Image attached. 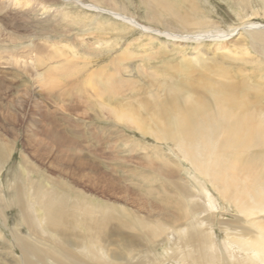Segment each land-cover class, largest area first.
<instances>
[{"label":"bare ground","instance_id":"1","mask_svg":"<svg viewBox=\"0 0 264 264\" xmlns=\"http://www.w3.org/2000/svg\"><path fill=\"white\" fill-rule=\"evenodd\" d=\"M50 1L55 0H0V60L24 65L47 98L70 81L77 90L70 100L85 102L95 121L119 122L150 137L155 143L143 147L165 157L167 169L155 172L166 181L162 188L149 181L145 194L139 193L100 172L82 152L78 165L99 171L96 177L106 181L107 193L119 194L122 202L62 183L37 184L31 191L12 188L14 197H7L0 183L5 224L6 210L19 213L3 264H264V0L263 12L251 14L261 21L239 18L238 25L226 28L224 18H213L207 0H143L147 24L116 0H77L86 9L110 12L148 40L120 42L101 54L93 43L81 47L86 55L65 47L47 64L34 53L58 49L49 36ZM222 1L252 9L247 0ZM185 4L189 12L181 13ZM241 8L233 14L239 16ZM233 36L237 39L230 41ZM159 37L195 43L194 56L185 47L169 48ZM6 45L11 49L1 50ZM58 105L54 108L61 111ZM76 128L64 131L50 123L42 132L51 140H67L66 152H79L83 142L65 135ZM7 157L9 146L0 145V171Z\"/></svg>","mask_w":264,"mask_h":264},{"label":"rangeland","instance_id":"2","mask_svg":"<svg viewBox=\"0 0 264 264\" xmlns=\"http://www.w3.org/2000/svg\"><path fill=\"white\" fill-rule=\"evenodd\" d=\"M76 1L55 0L48 3L49 36L50 40L58 46V49L50 47L51 49H45L42 52L36 49L34 58L37 61L41 60L39 62L46 61L47 64H52L56 61L57 57L55 56L65 50V47L70 46L72 48L75 46L76 48L73 49L79 50V54L86 55L85 52L81 51V47L86 43H93L98 51L97 54H101L105 49L116 46L120 42L128 44V42L134 41L135 45H138L148 40L140 30L114 18L110 12L102 9L92 11L82 7ZM83 1L87 4L92 2L91 0ZM142 1L116 0L117 3L127 9L129 14L132 13L140 23L147 24L144 18L145 11L141 6ZM247 1L252 5L251 10L248 5L239 4L237 6L233 2L226 3L222 0H207V3L213 7L212 10L216 14L213 18L216 20L224 18L225 22L222 25L226 28L229 24L238 25L240 21L237 19L239 18L261 21L262 18L251 17L254 9L259 10L260 14L263 12L261 1ZM36 5L40 7L39 3ZM240 6H242V10L239 17L234 15L233 11L239 9ZM202 7L205 10L207 8L204 1H202ZM179 11L188 13L189 5L185 4ZM245 11L248 18L244 14ZM30 19L36 21L37 17ZM0 29V35H3L4 26ZM8 31L11 32L10 29ZM159 38L169 42L166 37ZM232 38L230 41L237 39L234 36ZM161 39L159 40L160 44L162 43ZM208 46L206 45L204 48ZM229 46L234 48V45ZM171 47L176 50L185 47L188 56L192 57L197 45L195 43L169 42V48ZM8 49H11L8 45L1 48V50ZM133 51L140 52L141 50H130V52ZM2 55L6 56L7 54L3 53ZM24 71V65L20 67L15 63L5 61L4 58L0 60V145L9 146L8 164L0 171V183H2L3 191L6 192L7 197L10 195L14 197L12 188H20L23 191L29 188L28 191H31L33 186L37 184L50 188L52 184L62 183L69 184L77 190H83L97 199L122 202L119 194L111 192L112 196L110 192L107 193V184H104L106 181L98 177L100 176L98 175L99 171L96 174V171H90L92 170L91 167L78 165V154H82V152V155L85 154L83 157L86 160H93L97 164L100 172L105 174L110 172L115 178H119L122 185L134 188L139 193L145 194L142 190L147 188L149 181L158 183L159 188H162L163 185L161 186V184L166 180L161 173H156L155 169L156 167H160L161 170L167 169L163 162L165 157L159 151H152L143 147V145L151 147L155 143L150 137L146 138L147 135L142 136L136 129L119 122L114 124L95 121L94 113L88 110L85 102H82L85 103L84 105L82 103L78 105L77 101L70 100L71 95L77 92L70 81L61 83L60 88L54 92V96L47 98L43 93L38 92L39 88L33 84V77L28 76ZM35 101L37 102L35 103ZM39 103L43 106L40 110L36 107V104ZM67 103L70 105L63 107ZM74 103L77 105H73ZM87 103L90 102L87 101ZM55 104H59L56 107L63 109H60L61 111L56 110ZM50 123L57 124L64 131L70 126L76 125V131L66 132L65 135L67 137L73 135L81 140L83 143L78 147L81 151L66 152V149L70 147L67 140H51L46 133H43L42 129ZM69 153H72L73 156H69ZM83 172L87 174V177L85 174L83 175ZM94 175L95 177L98 176L95 178ZM185 175L183 174L184 178ZM92 182L101 185H95V187ZM165 186L167 185L165 184ZM1 191L2 189H0V195ZM147 199L152 201V197ZM5 215L8 218L6 224L3 216L0 215V230L3 233L2 237L7 242L4 245L0 244V264L6 263L9 259L8 247L13 245L12 235L15 233L14 225L19 213L17 209L12 208L6 210Z\"/></svg>","mask_w":264,"mask_h":264}]
</instances>
